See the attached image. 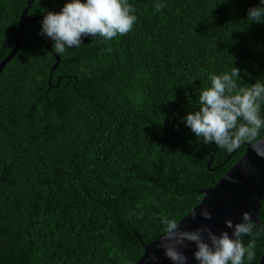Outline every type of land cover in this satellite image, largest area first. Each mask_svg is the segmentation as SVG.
Here are the masks:
<instances>
[{
    "label": "trees",
    "instance_id": "16d2710c",
    "mask_svg": "<svg viewBox=\"0 0 264 264\" xmlns=\"http://www.w3.org/2000/svg\"><path fill=\"white\" fill-rule=\"evenodd\" d=\"M26 2L0 0V62ZM66 2L34 0L27 17ZM128 2L130 32L53 51L52 73L51 39L29 24L0 73V264H135L164 235L161 217L182 220L245 153L203 144L183 118L233 64L242 86L264 82V23L247 21L261 0ZM253 225L244 264L264 254Z\"/></svg>",
    "mask_w": 264,
    "mask_h": 264
},
{
    "label": "clouds",
    "instance_id": "9594fccd",
    "mask_svg": "<svg viewBox=\"0 0 264 264\" xmlns=\"http://www.w3.org/2000/svg\"><path fill=\"white\" fill-rule=\"evenodd\" d=\"M163 7L160 3L155 6L156 11ZM134 13L128 0H68L59 12L48 11L44 15L40 34L54 41L53 51L63 55L70 48H79L85 37L112 40L126 35L137 20ZM247 21L264 23V6L249 8ZM240 72L233 64L230 73L210 75L211 85L199 95V110L188 112L183 122L203 144L214 143L231 153L248 143L258 156L264 157V149L260 147L264 141L260 137L264 129V117L260 114L264 105V82L256 80L248 87L242 86ZM200 215L212 219L207 207L201 209ZM195 216L193 211V219ZM161 222L164 235L159 247L173 264H186L188 257L180 250L187 247L185 241L196 245L193 255L198 264H244L245 259L255 258V240H250L247 246L242 240L253 231L249 212L242 213L240 223L225 221L226 227L232 229L231 235L228 231L217 235L207 225L181 231L179 223L167 216L161 217ZM157 259L154 254L149 256L150 261Z\"/></svg>",
    "mask_w": 264,
    "mask_h": 264
},
{
    "label": "water",
    "instance_id": "95a60500",
    "mask_svg": "<svg viewBox=\"0 0 264 264\" xmlns=\"http://www.w3.org/2000/svg\"><path fill=\"white\" fill-rule=\"evenodd\" d=\"M33 1L34 0H27L22 8L17 23V38L14 47L0 62V73L20 49L28 25L35 21L43 20V17L35 19L27 17V13ZM51 43L52 40L45 46L46 50L56 60L50 73L58 66L60 61L59 57L53 52ZM261 138H264V136ZM242 145L246 148L244 155L223 175L214 187L199 191V194L204 195L203 200L178 222L179 230L190 231L207 225L217 235L222 231H228L231 235L232 229L226 227L225 221L231 220L233 224L240 223L242 222V213L244 212H249L253 224L264 230V224L258 219L261 199L264 196V157L258 156L248 143ZM260 147L264 149V141H262ZM229 177L231 179H229ZM205 207H207L212 214L211 220L204 219L200 215L201 209ZM193 211L196 213L195 219L192 217ZM162 236L143 247L144 254L135 264H173V262L165 256L164 250L159 247L163 240ZM185 244L187 247L181 248L180 250L188 257L186 264H198L193 255L196 250V245L187 241H185ZM153 254L158 257L156 261L149 260V256ZM259 264H264V254Z\"/></svg>",
    "mask_w": 264,
    "mask_h": 264
}]
</instances>
